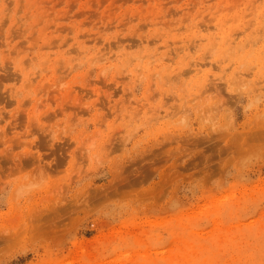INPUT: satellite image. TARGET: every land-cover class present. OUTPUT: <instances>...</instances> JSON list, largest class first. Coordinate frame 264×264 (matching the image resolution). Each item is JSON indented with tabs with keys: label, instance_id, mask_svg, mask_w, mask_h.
<instances>
[{
	"label": "rangeland",
	"instance_id": "rangeland-1",
	"mask_svg": "<svg viewBox=\"0 0 264 264\" xmlns=\"http://www.w3.org/2000/svg\"><path fill=\"white\" fill-rule=\"evenodd\" d=\"M0 264H264V0H0Z\"/></svg>",
	"mask_w": 264,
	"mask_h": 264
}]
</instances>
